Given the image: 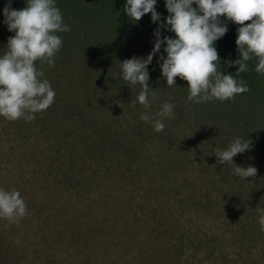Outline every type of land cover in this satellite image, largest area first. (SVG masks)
I'll return each mask as SVG.
<instances>
[{
    "label": "rangeland",
    "instance_id": "obj_1",
    "mask_svg": "<svg viewBox=\"0 0 264 264\" xmlns=\"http://www.w3.org/2000/svg\"><path fill=\"white\" fill-rule=\"evenodd\" d=\"M124 3L56 0L71 30L58 33L54 66L35 62L54 102L31 121L0 116V187L27 205L18 221L0 217V264H264V76L232 99L194 103L186 80L166 86L162 45L147 66L150 111L174 109L155 131L143 105L131 106L141 86L121 78L119 62L145 56L157 24L150 13L133 21ZM5 4L0 54L14 34ZM235 136L251 147L233 161L255 166L254 177L212 153Z\"/></svg>",
    "mask_w": 264,
    "mask_h": 264
},
{
    "label": "clouds",
    "instance_id": "obj_2",
    "mask_svg": "<svg viewBox=\"0 0 264 264\" xmlns=\"http://www.w3.org/2000/svg\"><path fill=\"white\" fill-rule=\"evenodd\" d=\"M156 4L157 0H125L123 10L133 21L150 13V20L157 24L153 30L156 39L145 56H132L119 62L121 78L141 86L131 106L135 107L137 102L143 105L145 111L140 119L151 123L155 131L164 129V118L171 117L174 109L170 101H163L155 113L150 111L155 94L149 91L147 66L162 45L166 55H158L157 60L166 86L175 85L177 76L186 80L187 98L194 103L223 101L249 91L250 85L240 73L248 71L250 60L255 59L254 70L264 74V0H164L168 15L163 19ZM2 13L3 23L14 34L8 37L7 49L0 54V116L12 121L20 118L31 121L55 98V89L35 62L40 60L54 66L63 43L58 33L71 29L64 23L56 0H26V6L21 9L12 8L11 0H6ZM229 19L239 24L235 38L238 58L226 62L228 66L237 65L235 75L220 71L214 43L227 32L224 21ZM162 28L175 35L161 36ZM250 147L249 139L235 136L226 147L216 148L212 153L220 164H233V175L254 177L255 166L243 167L233 161L237 153ZM256 211L264 227V208L258 207ZM26 214L27 205L19 190L0 187V217L18 221Z\"/></svg>",
    "mask_w": 264,
    "mask_h": 264
},
{
    "label": "trees",
    "instance_id": "obj_3",
    "mask_svg": "<svg viewBox=\"0 0 264 264\" xmlns=\"http://www.w3.org/2000/svg\"><path fill=\"white\" fill-rule=\"evenodd\" d=\"M195 6V5H193ZM156 10L161 13V19H163L164 16L168 15L166 8L164 7V0H157V4L155 5ZM221 19L223 21V16H221ZM227 23L228 30L227 32L218 40H216L215 47L217 49L218 55H219V63H220V71L222 73H232L235 75V69L237 65L228 66L227 61L234 60L238 58V51L237 46L235 44V38L237 35L236 29L239 27V24L232 22L230 19L227 21H224ZM243 23H249L248 21H244ZM255 59L248 61V71L246 73L241 72L240 75L243 79H245L250 84L253 83H259L258 75L264 76V74L257 73L254 70L255 67ZM219 68V65H218Z\"/></svg>",
    "mask_w": 264,
    "mask_h": 264
}]
</instances>
